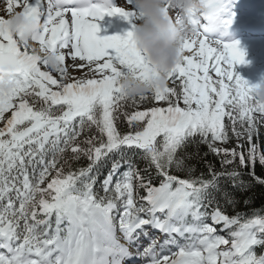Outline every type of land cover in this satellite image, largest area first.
Instances as JSON below:
<instances>
[{
    "label": "snow or ice",
    "instance_id": "snow-or-ice-1",
    "mask_svg": "<svg viewBox=\"0 0 264 264\" xmlns=\"http://www.w3.org/2000/svg\"><path fill=\"white\" fill-rule=\"evenodd\" d=\"M204 3L203 15L188 14L195 34L181 41L168 86L128 97L119 79L147 80L153 66L135 46L136 26L99 36L97 20L134 15L130 0H6L7 14L22 7L42 22L33 41L59 66L51 71L46 57L21 47L0 15V68L14 82L0 94V264H264L256 252L264 214L230 215L238 201L221 184L246 189L239 169L251 167L248 175L264 185L255 172L257 162L264 166L256 142L264 107L235 71L247 63L240 41L224 39L235 19L230 0ZM75 70L86 71L77 78ZM153 101L164 106L139 110ZM233 138L234 147H223ZM200 143L221 158V171L207 162L210 178L186 164V149L195 145L199 155ZM82 159L85 166L73 167ZM149 229L165 239H152ZM141 236L151 239L142 251Z\"/></svg>",
    "mask_w": 264,
    "mask_h": 264
},
{
    "label": "clouds",
    "instance_id": "clouds-1",
    "mask_svg": "<svg viewBox=\"0 0 264 264\" xmlns=\"http://www.w3.org/2000/svg\"><path fill=\"white\" fill-rule=\"evenodd\" d=\"M130 3L133 7L128 10L142 13L143 17L142 22L134 29L135 46L143 50L153 66L154 74L147 80L125 74L119 79L118 85L123 95L139 97L168 86L169 74L182 60L181 41L195 34V29L187 22L188 14L191 12L193 15H203L207 8L204 0H130ZM169 9H175L177 17L184 23L181 24L174 18ZM6 19L9 21L7 27L17 38L20 46L46 57L48 69L56 71L59 66L56 54L41 53L33 41V37L43 29L42 22L34 17L25 16L23 9L15 8ZM251 85L252 100L258 106L264 107V75ZM13 87L14 82L9 76V68L7 66L0 68V94L9 93Z\"/></svg>",
    "mask_w": 264,
    "mask_h": 264
},
{
    "label": "trees",
    "instance_id": "trees-1",
    "mask_svg": "<svg viewBox=\"0 0 264 264\" xmlns=\"http://www.w3.org/2000/svg\"><path fill=\"white\" fill-rule=\"evenodd\" d=\"M242 77L245 79V74ZM159 103H162V102L153 101L152 104H142V105H139L138 107H139V110H144V108L150 107L153 105L159 106ZM181 106H182V102H181ZM128 110L132 111L135 109L129 108ZM253 115L259 116L260 113L253 112ZM119 127L121 131L128 130L127 123L126 121L123 120V118L121 120V123L119 124ZM258 127H259V139L256 142L258 143L260 149L264 150V121L259 123ZM229 132L231 133L230 129H229ZM236 143H237L236 139L233 138L227 144L223 145V147L232 148L235 146ZM196 152H197V148L195 145H190L186 149V153L192 154L190 159H186V164L190 165L194 169L193 175L199 176L201 173H203L205 178H210L208 167H207V162H211L215 166L216 171L222 170L221 163H220L221 158L219 156L212 154L209 151L206 144L200 143L199 148H198L199 155H196ZM181 155H185V153L181 152ZM86 164H87V160L82 159L78 165H74L73 167L85 166ZM107 167L108 166H105L102 169V172L99 178L101 181L103 180L104 176L107 174ZM139 167L141 169H144L145 163L143 161H140ZM239 170L243 173L242 179L248 182L249 186L246 189H234L230 181L221 180V184L224 187H226L229 191L233 192L236 200L238 201L235 207V210H233L231 206L228 207V213L230 215H234L238 211L242 214H247L248 216H251L252 212L255 210V211H260L261 214H264V185L257 183L250 175H248V173L252 170L251 167L242 168ZM255 172L257 173V175L264 174V166H261L257 162L255 165ZM174 174L180 175L182 177L186 175V173L182 171L175 172ZM154 182L158 183V180ZM96 187L97 189H99V183L96 185ZM142 194H143V191L141 190V195ZM245 201H247V203H245ZM256 252L258 254L261 252H264V247H257Z\"/></svg>",
    "mask_w": 264,
    "mask_h": 264
},
{
    "label": "rangeland",
    "instance_id": "rangeland-1",
    "mask_svg": "<svg viewBox=\"0 0 264 264\" xmlns=\"http://www.w3.org/2000/svg\"><path fill=\"white\" fill-rule=\"evenodd\" d=\"M125 3V0L119 1L117 0V6H122ZM131 7H133V5H131ZM18 10H22V9H18ZM135 14L132 15V21L128 24H124V26H120V27H116V29H111L109 30V28H107L106 26V21L97 20L98 24H105L106 30L105 32H102V30L99 28L98 34L99 36H106V35H115V34H119V35H124L127 31L132 30L133 26H137L139 23L142 22L143 17L142 15H140V13H138L137 11H135ZM0 15H3L5 18H7V12H6V0H0ZM117 15V14H116ZM123 18V16H122ZM105 19V18H104ZM129 18H123V20L126 22ZM129 28V29H128ZM103 33V34H101ZM261 44L259 46L256 47H251V45L248 43L246 46L247 50H253V53L251 55H245V60L247 61V63H242V64H238L236 65L235 69L236 72L239 73L241 76L245 75V79L249 82V83H256L260 80L261 76L264 75V40L260 41ZM38 47V45H36ZM258 60H260L258 62ZM78 62V61H77ZM72 61L70 58L66 57V61H65V66L67 67L68 65H71ZM259 63V64H258ZM257 66L258 69H261L260 74L258 75H253L252 74V68ZM70 72H73L72 68L68 69ZM86 70H75L74 71V76L79 78L82 75V72H85ZM53 75L58 76L59 74L56 72L52 73ZM210 75H212L213 79H215V73L211 72ZM159 106H162V103H159ZM149 236L152 239H156L155 237V233L152 231H149ZM161 241V240H160ZM151 242V239H149V237H145V236H141L139 239V244H140V250H143V247H146L149 243ZM131 250L135 253L137 251V247L136 245H132ZM167 254V253H165ZM139 264H146L144 259H141L139 261Z\"/></svg>",
    "mask_w": 264,
    "mask_h": 264
},
{
    "label": "bare ground",
    "instance_id": "bare-ground-1",
    "mask_svg": "<svg viewBox=\"0 0 264 264\" xmlns=\"http://www.w3.org/2000/svg\"><path fill=\"white\" fill-rule=\"evenodd\" d=\"M117 6V5H116ZM125 18V17H123ZM132 21V16L129 17V19L125 22L126 24L130 23ZM99 26L102 28V24H99ZM129 29V28H128Z\"/></svg>",
    "mask_w": 264,
    "mask_h": 264
}]
</instances>
